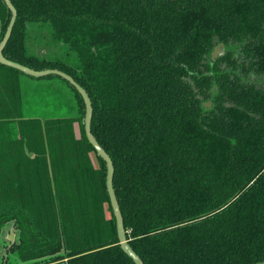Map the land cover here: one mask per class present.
Masks as SVG:
<instances>
[{
    "label": "trees",
    "instance_id": "1",
    "mask_svg": "<svg viewBox=\"0 0 264 264\" xmlns=\"http://www.w3.org/2000/svg\"><path fill=\"white\" fill-rule=\"evenodd\" d=\"M10 2L17 15L3 56L59 69L84 88L91 133L113 163L127 244L143 263L264 262V86L251 78L264 80V0ZM10 18L0 0V42ZM34 23L75 60L28 53ZM218 43L225 53L211 60ZM18 74L27 76L0 63V232L10 222L17 231L1 264L8 255L19 264H135L84 126L75 138L71 119H46L41 131L40 120L22 117ZM54 76L82 118L81 95L45 77ZM72 151L91 179L81 199L78 175L60 172L75 162Z\"/></svg>",
    "mask_w": 264,
    "mask_h": 264
},
{
    "label": "rangeland",
    "instance_id": "2",
    "mask_svg": "<svg viewBox=\"0 0 264 264\" xmlns=\"http://www.w3.org/2000/svg\"><path fill=\"white\" fill-rule=\"evenodd\" d=\"M26 36V46L28 53L36 54L46 59L62 60L64 62L75 60L74 53L70 52L66 45L63 43H55L49 37V27L34 23L28 26ZM0 35H1V23H0ZM18 83L20 88V94L22 97V117L24 118H36L41 121L40 130L45 131L44 120L46 119H71L72 134L75 138L81 137V126H84L85 113L80 118L79 105L75 99L73 92L70 88L60 80L58 77H29L23 74H18ZM253 81L264 86V80L255 76H251ZM44 125V126H43ZM64 123L55 124L57 131L64 129ZM54 127V128H55ZM57 138V137H56ZM28 156H33L32 153L26 151ZM72 159L75 157V162L72 160V165H68L69 170L66 167L61 168V174L67 175L68 179H72L74 174L78 175L76 180L77 184L80 185L79 189L75 190L76 195L81 198L86 197V182L91 181L90 176H86L80 169L81 166L85 165V157L77 152L72 151ZM91 157L92 162L96 165L93 159V154H88ZM3 158V155H2ZM69 164V163H68ZM93 166L96 168V166ZM84 168V167H83ZM82 168V170H83ZM78 169V172H76ZM95 180V179H94ZM73 181V179L71 180ZM76 185V184H75ZM92 202V199H89ZM89 204V202H88ZM106 205H104V208ZM108 213V212H107ZM105 212V215L107 216ZM105 216V217H106ZM17 239V231L13 228L12 223L4 225L0 232V264L3 256L6 255L5 246L10 242ZM5 264H19L18 259L14 255H8Z\"/></svg>",
    "mask_w": 264,
    "mask_h": 264
},
{
    "label": "water",
    "instance_id": "3",
    "mask_svg": "<svg viewBox=\"0 0 264 264\" xmlns=\"http://www.w3.org/2000/svg\"><path fill=\"white\" fill-rule=\"evenodd\" d=\"M4 2L11 12V18L7 26L6 32L4 34V37L0 42V63L10 66L12 68H15L21 71L22 73L26 74L27 76H31L34 78H39V77L48 76V75L60 76L61 78L67 80L71 85H73L76 88V90L79 92V94L81 95L83 99L84 105H85V118H84L85 135L88 141L92 144V146L96 150L97 154L100 155L106 163V167H107L106 190H107L109 200H110V205H111V208H112L115 220H116L117 236H118L120 246L123 249V251L135 262V264H144L141 258L127 244V240L125 238L122 214L118 206L116 196H115V193L112 187V177H113V172H114L113 163H112L110 156L98 144V142L95 140L94 136L91 133L90 124H91V116H92V107H91V102H90V99L86 91L80 84H78L74 80L72 76H70L64 71H61L55 68L35 70L33 68L22 65L20 63L8 60L3 56L2 50L10 37L11 30H12V27H13V24L15 22L16 15H17L16 9L14 8L10 0H4ZM224 53H225L224 44L218 43L211 52V60H215L216 58L223 55ZM213 91H216L215 86L213 87ZM210 104H211V101L204 102L205 106H210ZM254 264H264V262H258Z\"/></svg>",
    "mask_w": 264,
    "mask_h": 264
}]
</instances>
